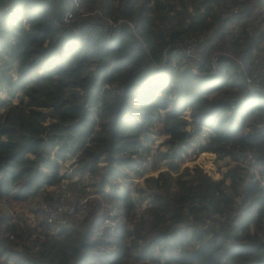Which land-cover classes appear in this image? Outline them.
Segmentation results:
<instances>
[{"label": "trees", "instance_id": "16d2710c", "mask_svg": "<svg viewBox=\"0 0 264 264\" xmlns=\"http://www.w3.org/2000/svg\"><path fill=\"white\" fill-rule=\"evenodd\" d=\"M69 2L0 0V264H264V0ZM204 151L221 177L182 164ZM66 191L87 213L57 225Z\"/></svg>", "mask_w": 264, "mask_h": 264}, {"label": "built area", "instance_id": "2783aa9c", "mask_svg": "<svg viewBox=\"0 0 264 264\" xmlns=\"http://www.w3.org/2000/svg\"><path fill=\"white\" fill-rule=\"evenodd\" d=\"M87 2L88 0H70L69 7L65 10L64 19L66 21H72L74 19V15L76 17H84L96 13L104 16L101 9L88 8ZM106 18L112 27H119V25L122 23H128L131 27H134V23L126 18H119L118 20H114L110 17ZM174 49L185 56L192 69L196 73H207V70L201 67L205 54L204 46L198 40L190 37L184 42H178L174 44ZM238 62L241 66L244 65L242 59H238ZM217 66V62L214 60L211 71L216 72L218 69ZM245 81L249 87L254 86L264 92V82L261 83L248 74H245ZM88 204V196L74 197L70 195V193L65 192L54 202L46 204L45 210L47 213V219L52 223H56L57 225L65 224L67 223L70 215H75L78 217L84 216L87 213ZM115 224L116 222L114 219L111 217H106L99 226V233L103 234V241L100 245V248L104 252L111 250L110 238L114 231Z\"/></svg>", "mask_w": 264, "mask_h": 264}, {"label": "rangeland", "instance_id": "374dc122", "mask_svg": "<svg viewBox=\"0 0 264 264\" xmlns=\"http://www.w3.org/2000/svg\"><path fill=\"white\" fill-rule=\"evenodd\" d=\"M60 1L63 2V0H60ZM263 77H264V74L262 76H259L258 79L260 81H263L264 80ZM164 140H165V136L164 135L154 134V139H153V142H152L153 143V147L154 148L157 147V148H160L162 150H166L168 145L164 143ZM227 162H228L227 158H217L216 153L210 152V151H204V152H201L199 154H193L191 157L188 156L182 162V164L195 165L196 163H198V164L202 165L205 168V170H207L209 173H211L214 177L219 178V177H221L223 175V172L226 171V169L228 168L229 164ZM159 163L163 167L166 166L165 160L160 161ZM69 164H70L69 161H67L65 163L66 167ZM233 164H234V162L232 163V165ZM252 170L256 171L257 174L260 176L261 173L259 174V167H253ZM261 175L264 177V174H261ZM136 180H137V178H136ZM64 181L66 182L67 180H64ZM64 181H63V183L65 184ZM51 188L55 189V190H60L61 189L60 185L51 186ZM86 189L89 190L90 186H87ZM66 192H69V191H66ZM73 193H75V192H73ZM79 193L80 192H77L75 194H79ZM81 194H83V193H81Z\"/></svg>", "mask_w": 264, "mask_h": 264}]
</instances>
